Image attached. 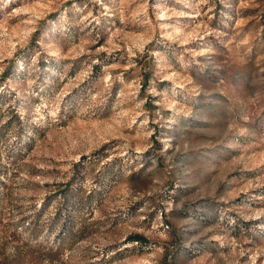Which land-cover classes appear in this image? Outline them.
Here are the masks:
<instances>
[{
  "label": "rangeland",
  "instance_id": "rangeland-1",
  "mask_svg": "<svg viewBox=\"0 0 264 264\" xmlns=\"http://www.w3.org/2000/svg\"><path fill=\"white\" fill-rule=\"evenodd\" d=\"M0 264H264V0H0Z\"/></svg>",
  "mask_w": 264,
  "mask_h": 264
},
{
  "label": "trees",
  "instance_id": "trees-1",
  "mask_svg": "<svg viewBox=\"0 0 264 264\" xmlns=\"http://www.w3.org/2000/svg\"><path fill=\"white\" fill-rule=\"evenodd\" d=\"M130 240L131 241H135V242H140V243H146V238L142 235H139V234H135L133 236L130 237Z\"/></svg>",
  "mask_w": 264,
  "mask_h": 264
}]
</instances>
